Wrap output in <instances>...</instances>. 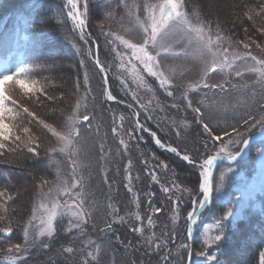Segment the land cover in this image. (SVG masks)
<instances>
[{
    "label": "snow or ice",
    "instance_id": "1",
    "mask_svg": "<svg viewBox=\"0 0 264 264\" xmlns=\"http://www.w3.org/2000/svg\"><path fill=\"white\" fill-rule=\"evenodd\" d=\"M104 7L101 17L90 0H29L15 17V31L5 32L0 38V51L8 53L12 49L0 59V165L11 169L5 173L7 182H0V251L6 253L0 264H27L31 249L47 251L54 246L58 256L69 260L77 252L64 239L70 234L83 245L82 258L75 264H101V244L85 232V225L101 208L86 173L94 162H107L110 155V150L106 151L108 133L101 136V125L93 124L97 103L101 112H113L111 138L123 150L122 155L128 154L131 141L142 140L138 132L148 133L158 148L198 169L197 179L188 182L190 187L176 183L175 173L171 186H167L155 170L149 171L147 159L142 161L144 173L154 184H161V192L171 202L172 225L181 220L182 211L186 212L183 221L187 242L178 245L177 264H184L185 252L189 261L195 255L201 264H232L227 258L220 259L229 243V228L246 220L245 210L257 194L264 195V0H220L214 15L202 12L201 0H107ZM53 21L57 28L64 29L71 22V33L64 32V36L78 34L81 42L70 41L81 56L71 87L55 75L63 69L57 66L61 57L46 30ZM240 32L243 38H239ZM89 65L100 78L99 97L92 95ZM201 92L203 97L194 103L192 94ZM148 93L151 97L145 103L144 94ZM160 93L169 98L167 105L157 99ZM233 93H242L244 102H226ZM90 97L92 111H88ZM152 100H156L155 105ZM113 105L123 109L118 121ZM156 107L166 114L164 119L169 118L170 109L193 113V122L202 129L200 138L206 151L194 155L190 149L181 151L164 143L141 122L142 113L153 119ZM181 127L190 125L173 120L169 130L180 137ZM209 144L211 154L207 152ZM253 148L255 174L249 179L238 168ZM153 160L154 167L165 173L170 170L167 162L156 160L154 155ZM220 162H227V166L214 177ZM48 168L55 169L54 180L37 175ZM124 173L123 187L133 194L132 202L138 210L134 214L138 224L129 229L138 240L136 244L121 241L125 254L142 251L144 256L159 255L163 264H171L173 252L167 239L159 241L154 231L146 234L145 227L156 228L154 216H159L163 206L148 200V215L146 219L141 216L131 160ZM17 176L24 181L14 183ZM103 182L109 185L111 201L107 174ZM26 203H30V212ZM25 214L27 219L21 223ZM207 217L212 221L207 222ZM125 223L126 217L109 202L102 225L97 227L107 235L115 225ZM16 225H20L22 242H12ZM201 225L197 248L194 236ZM261 231L264 233V228ZM171 239L176 242L175 231ZM110 264L117 261L113 259ZM125 264L137 262L133 259ZM258 264H264V248L259 251Z\"/></svg>",
    "mask_w": 264,
    "mask_h": 264
},
{
    "label": "rangeland",
    "instance_id": "2",
    "mask_svg": "<svg viewBox=\"0 0 264 264\" xmlns=\"http://www.w3.org/2000/svg\"><path fill=\"white\" fill-rule=\"evenodd\" d=\"M202 6H205V15H214L220 5V0H201ZM70 28H72L71 22H70ZM107 27V24H106ZM62 30V29H57ZM64 32L57 31L56 38L54 36L50 35L49 37L51 40V44L55 47L56 52L59 53V56L61 58H64L61 60V58L57 61L58 68H62V71H57L55 73L56 76L60 77L62 80H64L67 84V86L71 87L77 78L78 69H79V63L81 56L77 54L76 49L70 46V48H64L63 50H59L56 45V41L59 40V43H62L64 40H66ZM239 38H243V33L240 32ZM70 42V41H69ZM100 49L103 53L104 51V43L103 39L101 38L100 41ZM67 44V42H65ZM72 45V43L70 42ZM3 52V51H2ZM1 52V53H2ZM69 52L71 55L69 56ZM5 53V52H3ZM68 53V54H67ZM10 54V53H9ZM62 54H65L68 56V58L61 56ZM8 54H5L3 59ZM73 56V57H72ZM69 58L71 59L69 61ZM103 58V56H102ZM103 60V59H102ZM91 65H89V77L91 79V88H92V95L95 97H99L100 94V87H99V80L98 77L93 73L91 70ZM83 72L84 70H79V75L81 82L83 80ZM195 78V77H193ZM181 90H177L179 93ZM206 91V90H205ZM120 92V91H119ZM122 93V92H121ZM123 94V93H122ZM194 96V103L198 102L200 98L203 97V92L197 94H192ZM151 97V94H144V102L149 103V99ZM159 99L160 103L163 105H167L169 98L164 96L163 93H160L157 97ZM217 100L220 99L219 96L216 97ZM230 100L232 104H237L239 101L241 104L244 102L245 97L242 93H233L231 97L226 98V102ZM152 105L156 104V100L151 101ZM113 108L115 109V118L118 121V117L123 111L121 108H115L113 105ZM105 109H107V106L105 105ZM92 99L89 98V106L88 111H92ZM96 112V119L93 121V124L99 123L101 125V136L104 135V132L108 133V139L106 143V151L110 150V155L107 159V162L100 161L99 164L93 163V167L90 170V173H86V177L88 180L89 187L91 191L94 193L96 200L99 202L101 208L99 211H96L94 213L93 220H90L87 225H85V232L87 233V236H89L91 239L96 240L97 243L101 244V264H110V262L115 259L117 261V264H125L126 261L136 260L137 264H140L141 261L144 262V264H163V261L160 259L159 255H154L152 257L144 256L142 251L136 252L133 254H125L124 247L121 244V241H123L125 244L128 241H132L133 244H136L138 237L135 236L134 233L128 231V227L136 226L138 222L134 218V214L138 211L135 205L133 204V194H129L127 190L123 187V177L125 175L124 173V167L127 165L128 161H132V176H133V188L135 191V195H138L141 202V207L139 209V213L141 216H144L145 219L148 215L147 212V201L153 200L157 205L163 206V211L159 214V216H154V222L156 223L155 229H147L146 227V234H149L150 232L154 231L156 234V237L159 239V241H164L167 239L169 242L171 239V233L175 231L176 233H179L181 230V226L183 224V217H184V211L181 212V220L178 222L177 225L173 226L170 220V217L172 215L170 211L171 202L167 200V197L164 196V194L161 192V184H154L151 181V178L146 175L143 171L145 168L144 161L147 159L148 161V169L149 171L155 170L159 180L162 184H166L167 186H171L170 181L172 177H169L167 173L164 172V170L154 167L155 163L151 160V157H149L148 150L145 148L144 145L141 144L142 140L138 143L137 141L133 140L131 141L129 145V151L127 155H122L123 150L120 149L117 142L113 141L111 138V126L113 123L114 115L111 111H103L101 112L100 104L97 103L95 107ZM127 115V113H124ZM153 119L148 120L142 113L141 118L145 122H148L149 126L154 127L155 129H158L162 133H164L168 139H172L175 144H177L180 148L183 150L190 149L192 151V154L194 155H201L206 150L204 149V143L205 141L200 138V134L202 133V129H200L199 125H196L193 122V113L190 111H184L181 109L179 112H177V109H170V111L167 113L169 116L168 119H164L165 113H162L159 111V107H156L155 110L152 113ZM176 120L178 124L181 123H187L190 125V127H181V136L177 137L175 131H170V127L172 126V121ZM231 122V120L229 121ZM128 122L126 121L124 124V127L127 128ZM217 125L213 123V128H216ZM225 127L223 123V119H221L220 122V128ZM137 136L141 135L139 132L137 133ZM127 139V137H125ZM208 154H211V144H209V149L207 150ZM97 160L99 159V146L97 145ZM23 163L27 164L30 163L29 161H22ZM166 162V161H165ZM170 165V163H168ZM163 172V173H162ZM238 172L243 175V172L238 169ZM105 174H107L109 181L111 182V201L108 199L109 195V185L105 184L104 178ZM163 174V175H162ZM37 175H44L47 176V178L51 181L55 179V169L50 168V171L48 174L46 173H37ZM173 175V174H172ZM182 178L186 183L189 181H194L192 177H187L185 175H181ZM137 177H139L137 179ZM253 177L249 178L252 179ZM31 179V178H29ZM24 178L22 176L13 177V182H23ZM1 182V181H0ZM176 183H179L176 180ZM189 187L191 186L188 184ZM27 187L31 189L32 185L28 184ZM155 192V196H152L151 193ZM178 195V193H176ZM261 195V194H257ZM111 202L113 208L118 210V214L121 216L126 217L127 223L120 225L117 224L114 226V229L111 233H108L107 235L102 234L98 230V225H102L103 219L105 217V208L106 205ZM184 207L183 204L181 205V208ZM26 208L30 212V203H26ZM257 204L253 202L252 206H250L248 209L245 210V213L249 209H257ZM132 213V215H130ZM27 219V214L23 216V219L21 223H23V220ZM207 221V222H211ZM67 221H65V224ZM186 228V226H185ZM184 228V229H185ZM202 231V225L199 232V235H197V240L200 239V233ZM167 232L169 235L167 237L164 236V233ZM63 235V233H62ZM177 235V234H176ZM16 238V241L12 237V242H22V234H21V228L20 225L15 226V233L14 235ZM119 236L120 239L117 240L116 237ZM66 242L72 243L76 248L77 252L74 254V256L70 257L69 260H65L64 256H58L57 255V247L54 246L50 250L44 251L40 248H33L31 249V256L30 261L28 260V264H52V261H55V264H75L76 261H78L80 258H82V253L80 252V248L83 247L81 244V241L79 239L74 240L73 236L70 234L67 237L64 238ZM94 251V249H93ZM163 251V247H162ZM6 255L5 252L0 251V262L3 261V257ZM67 255V254H65ZM51 258V259H50ZM191 264H201V261L199 258H197L195 255H193Z\"/></svg>",
    "mask_w": 264,
    "mask_h": 264
},
{
    "label": "trees",
    "instance_id": "3",
    "mask_svg": "<svg viewBox=\"0 0 264 264\" xmlns=\"http://www.w3.org/2000/svg\"><path fill=\"white\" fill-rule=\"evenodd\" d=\"M29 3V0H0V24L4 27V29L9 33L12 34L14 29L16 28L15 24V17L26 8V5ZM107 0H90V6L94 7L98 14L103 15L105 10V4ZM202 12L205 14V6H202ZM93 28H95V20L93 21ZM70 22L67 24V28H57L55 26V21H53L50 25L47 26V31L50 35L56 38L57 31L59 32H69L71 33ZM62 29V30H57ZM64 34V33H63ZM3 33L1 34V38L3 37ZM75 40L79 43L75 34H71L66 40L62 43H59V40L56 41L57 48L59 50H63L64 48H70L72 46L69 41ZM67 42V44H65ZM60 51L58 52L59 55ZM72 53V52H71ZM69 52V56L71 55ZM61 56L68 58L67 55L62 54ZM73 57V56H72ZM64 58H61V60ZM101 59L102 56H101ZM71 59L69 58V61ZM71 62V61H70ZM95 74V72L93 71ZM96 75V74H95ZM98 77V76H97ZM100 78L98 77V80ZM116 91H121L119 88ZM121 95H123L121 93ZM141 122L144 123L146 126L150 127L152 131L156 132L159 137L162 138V141L166 144H171L172 146L178 147L181 151H184L180 148L174 141L168 139V137L155 129L152 126H149L148 122H145L141 118ZM142 137L141 144L145 146L150 154L151 160H153V155L155 156L156 160H163L169 165V171L167 172L169 177L173 178V173H175V180H177L180 184L185 185L186 183L181 175H185L187 177H192V179L196 180L198 177V172L192 165L186 164L185 162L179 160L177 157L171 155L170 153L160 150L156 148L155 144L152 142V138L148 135V133H139ZM255 156H254V148L249 151L248 156L245 158V162L241 163L239 166V170L243 172V176L250 178L254 172L255 168ZM224 166V165H223ZM222 166H218L215 169L214 177L218 176L220 168ZM226 167V166H224ZM7 171H11V169H7L5 166L0 165V181L7 182L5 173ZM18 171V170H17ZM50 168L42 173L48 174ZM163 173V172H162ZM163 175V174H162ZM189 186V185H188ZM260 203V211H249L246 213L245 217L246 220H240L235 223V225L230 226L228 235H229V243L224 248L223 254L220 256V259L224 261L226 258L230 260L232 264H258L259 261V251L264 248V233H262L261 229L264 228V216L261 215V210L264 209V197L258 198ZM184 206V205H183ZM215 206V204H214ZM190 207V204L188 205ZM184 207H182L183 209ZM223 208H219V212L222 214ZM186 212H184V216ZM207 219L212 220V217H207ZM185 224L183 222L181 226V230L179 233H176V242L173 243L172 240L168 242V247L173 252V257L171 260V264H177L179 261V252L180 249L178 248L179 243L187 242L186 240V232L184 231ZM131 227H128V231ZM131 232V231H129ZM183 233V234H182ZM17 238V237H16ZM15 236L13 239L16 241ZM199 240H194L196 242V247L199 248ZM195 251V249H194ZM186 259V252L184 253V264ZM30 261V258H29ZM28 264V263H27ZM31 264V263H30Z\"/></svg>",
    "mask_w": 264,
    "mask_h": 264
},
{
    "label": "water",
    "instance_id": "4",
    "mask_svg": "<svg viewBox=\"0 0 264 264\" xmlns=\"http://www.w3.org/2000/svg\"><path fill=\"white\" fill-rule=\"evenodd\" d=\"M220 164H227V162H220V163H218V165H220ZM190 263V261L188 260V258H186V264H189Z\"/></svg>",
    "mask_w": 264,
    "mask_h": 264
}]
</instances>
